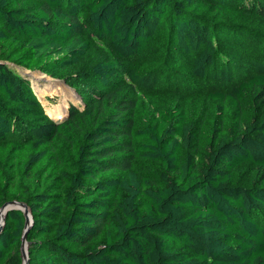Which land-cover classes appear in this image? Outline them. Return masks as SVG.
I'll return each mask as SVG.
<instances>
[{
  "label": "trees",
  "instance_id": "obj_1",
  "mask_svg": "<svg viewBox=\"0 0 264 264\" xmlns=\"http://www.w3.org/2000/svg\"><path fill=\"white\" fill-rule=\"evenodd\" d=\"M26 1L0 0V208L28 264H264V0ZM17 69L104 92L54 120Z\"/></svg>",
  "mask_w": 264,
  "mask_h": 264
},
{
  "label": "rangeland",
  "instance_id": "obj_2",
  "mask_svg": "<svg viewBox=\"0 0 264 264\" xmlns=\"http://www.w3.org/2000/svg\"><path fill=\"white\" fill-rule=\"evenodd\" d=\"M24 1V3H28V1ZM29 4L32 3L29 1ZM98 59L108 60L109 58L104 51H91L89 53V56L85 58V67L88 68L89 66H92L96 61H98ZM120 63L121 66L114 74V79L111 84V88H113L116 83L120 82V80L125 77L126 70L131 67V63ZM244 70V67L239 68V71H243L241 72L243 74ZM17 71L30 82L31 87L35 91L36 95L39 97L44 109L46 110L47 114L50 116L51 119H54L53 117L56 115L60 116L61 112L63 113L64 109L66 111L67 107L70 104H73L77 107H82V96L85 92L89 90H92V92L94 93L104 92L101 87L99 88L98 85L92 82H83L75 84V86L73 87L69 85L64 78L52 77L39 73L37 71H28L24 69H17ZM198 84L199 82L190 85V95L201 96L204 94L203 90H209L213 87V85H211L210 83H203L201 85ZM221 86L222 84L219 82L215 87L219 88ZM223 87L225 88L226 86Z\"/></svg>",
  "mask_w": 264,
  "mask_h": 264
},
{
  "label": "water",
  "instance_id": "obj_3",
  "mask_svg": "<svg viewBox=\"0 0 264 264\" xmlns=\"http://www.w3.org/2000/svg\"><path fill=\"white\" fill-rule=\"evenodd\" d=\"M65 115H66V113H65ZM9 210H19L23 213V215L25 217L24 230H23L22 237H21L20 253H21V258H22V264H28L26 233L32 224V217H31L30 212H29V210L25 204L17 202V201L8 202L0 208V231H1V227L4 223V216H5L6 212Z\"/></svg>",
  "mask_w": 264,
  "mask_h": 264
},
{
  "label": "bare ground",
  "instance_id": "obj_4",
  "mask_svg": "<svg viewBox=\"0 0 264 264\" xmlns=\"http://www.w3.org/2000/svg\"><path fill=\"white\" fill-rule=\"evenodd\" d=\"M36 85V84H35ZM2 217V216H1Z\"/></svg>",
  "mask_w": 264,
  "mask_h": 264
}]
</instances>
